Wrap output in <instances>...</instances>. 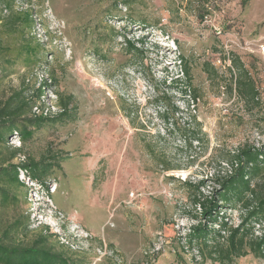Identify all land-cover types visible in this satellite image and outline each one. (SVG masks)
<instances>
[{"label": "rangeland", "instance_id": "374dc122", "mask_svg": "<svg viewBox=\"0 0 264 264\" xmlns=\"http://www.w3.org/2000/svg\"><path fill=\"white\" fill-rule=\"evenodd\" d=\"M0 12H30L34 22L11 35L0 25L8 49L0 102L45 81L33 114L54 116L70 98L72 117L23 146L26 157L15 163L56 157L62 170L45 185L21 174L24 186L11 191L19 203L0 205V237L19 219L17 242L47 235L72 264H219L184 249L196 224L184 183L202 180L213 193L219 186L207 178L228 168L219 163L223 152L264 146V60L255 50L264 0H15ZM26 45L37 55L26 58ZM233 54L256 81L258 106L229 93ZM180 56L196 102L173 84ZM194 136L200 141L190 145ZM228 216L239 225L237 211ZM235 264L264 259L248 254Z\"/></svg>", "mask_w": 264, "mask_h": 264}, {"label": "trees", "instance_id": "16d2710c", "mask_svg": "<svg viewBox=\"0 0 264 264\" xmlns=\"http://www.w3.org/2000/svg\"><path fill=\"white\" fill-rule=\"evenodd\" d=\"M15 0H0L5 9L11 8ZM30 12L12 14L5 17L0 12V25L7 34H17L19 29L33 28ZM132 50L137 48L128 42ZM139 51V50H138ZM8 54L7 48L0 47V56ZM26 58L36 56L33 48L26 45L22 48ZM182 76L173 80L179 91L188 95L194 102L199 99L192 88V76L187 60L180 56ZM229 93L247 104L259 105V92L252 73L238 56L232 55ZM42 86L27 95L29 88L14 92L5 101L0 102V205L8 207L19 203L18 197L11 191L24 186L20 179L24 175L31 183L45 185L47 179L56 170H62L57 158L43 157L39 161L29 159L15 163L26 157L23 146L33 139L41 129L68 122L71 117V99L61 98L59 112L54 116L35 115L42 97L47 93ZM179 110H176L178 113ZM195 118H191L193 120ZM194 121V120H193ZM264 121V120H263ZM11 139H19L20 145L14 148ZM200 139L194 136L190 145ZM53 161V162H48ZM225 165L223 174L212 175L211 180L219 186L213 193L205 194L204 181H185L191 210L186 214L196 224L189 228L185 236L184 249L195 253L203 261L219 264H235V261L248 254L257 259H264V230L255 236L256 227L264 225V146H244L235 151L223 152L219 160ZM171 168H167L170 170ZM228 211L239 213L240 223L230 224ZM22 227L21 220H15L0 237V264H72L73 261L62 253H55L49 247V236L41 235L32 245H25L15 240Z\"/></svg>", "mask_w": 264, "mask_h": 264}, {"label": "built area", "instance_id": "2783aa9c", "mask_svg": "<svg viewBox=\"0 0 264 264\" xmlns=\"http://www.w3.org/2000/svg\"><path fill=\"white\" fill-rule=\"evenodd\" d=\"M219 34H221V33H219ZM255 48H256L255 49L256 53L262 58V60H264V39L259 41L258 44L255 46ZM35 109H37V108H35ZM44 115H48V114H44ZM24 178H26V177L24 176Z\"/></svg>", "mask_w": 264, "mask_h": 264}, {"label": "bare ground", "instance_id": "6f19581e", "mask_svg": "<svg viewBox=\"0 0 264 264\" xmlns=\"http://www.w3.org/2000/svg\"><path fill=\"white\" fill-rule=\"evenodd\" d=\"M166 45V44H165ZM169 46H172V45H169Z\"/></svg>", "mask_w": 264, "mask_h": 264}]
</instances>
